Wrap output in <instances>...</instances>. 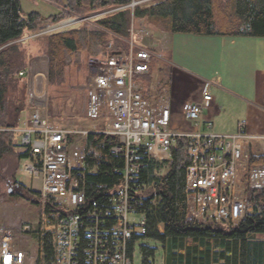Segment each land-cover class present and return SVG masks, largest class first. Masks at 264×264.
I'll list each match as a JSON object with an SVG mask.
<instances>
[{
    "label": "built area",
    "instance_id": "obj_1",
    "mask_svg": "<svg viewBox=\"0 0 264 264\" xmlns=\"http://www.w3.org/2000/svg\"><path fill=\"white\" fill-rule=\"evenodd\" d=\"M127 43V51L99 60L87 85L84 115L102 122L93 130L64 127L47 115L46 58H34L18 75L27 82L30 112L23 125L12 131L18 134L21 148L29 152L23 171L40 179V201L54 208L44 214L51 220L46 231L51 234L53 264H134L139 238L147 234L138 184L142 150L149 158L165 161L178 138L188 140L187 218L200 224H237L244 218L246 175L251 189L264 190V166L248 172L251 147L258 144L264 152V135L247 134L243 123L233 135L206 132L212 123H203L202 114L213 101L207 93L201 102H188L182 109L183 118L195 130H171L168 96L152 102L146 99L143 86L154 63L169 51L170 35L132 25ZM36 61H40L39 68ZM90 134L117 137L119 143L110 151L125 161L123 182L109 197L108 206L88 202L81 185L88 156L99 155L79 143ZM14 241L13 232L0 226V264L26 263V253L16 249Z\"/></svg>",
    "mask_w": 264,
    "mask_h": 264
},
{
    "label": "trees",
    "instance_id": "obj_2",
    "mask_svg": "<svg viewBox=\"0 0 264 264\" xmlns=\"http://www.w3.org/2000/svg\"><path fill=\"white\" fill-rule=\"evenodd\" d=\"M132 1L51 0L61 10L44 18L37 12L24 15L20 0H0V189L1 185L7 186L6 195L41 205L39 192L17 180L29 152L21 148L18 134L12 131L22 126L23 114L29 108L27 82L18 76L29 67L34 55L30 48L32 40L27 37L59 28L46 35L41 41L44 51L37 53L48 59L49 94L51 88L65 83L66 69L73 59L78 62L82 53L106 59L127 51L135 20L156 27L161 24L158 29L169 34L264 38V0H151L131 10ZM109 11L113 12L95 19L93 28L83 23L68 26L76 17L88 18ZM41 39L42 36L33 40L40 43ZM83 143L99 155L88 156L81 185L88 202L108 206L109 197L123 182L121 170L125 161L110 151L119 140L114 136L90 134ZM188 145V140L178 138L165 161L149 158L143 150L139 155L141 212L147 222V234L139 238L141 264H155L157 248L144 244L149 240L161 245L164 264H263L264 241L256 237L264 238V190L251 189L246 175V212L237 224L215 221L200 224L189 220ZM257 165L264 166V155L251 153L248 172ZM8 166L11 170L7 177ZM53 209L47 203L44 211L50 213ZM33 235L41 242L42 263L53 264L51 235H41L39 230ZM41 261L38 259L37 264Z\"/></svg>",
    "mask_w": 264,
    "mask_h": 264
},
{
    "label": "crops",
    "instance_id": "obj_3",
    "mask_svg": "<svg viewBox=\"0 0 264 264\" xmlns=\"http://www.w3.org/2000/svg\"><path fill=\"white\" fill-rule=\"evenodd\" d=\"M171 39L169 51L143 78L146 99L159 102L168 96L171 130H195L183 118L182 109L188 102H201L207 93L213 101L202 114L203 123H212L211 129H204L206 132L233 135L243 123L247 134L264 135V38L198 36L192 38L195 44L190 47V54L184 49L175 51V38ZM38 56L34 53L30 61ZM186 58L189 63L185 65L181 62ZM198 60L204 61V70H198ZM194 89L201 93L191 92ZM251 153L264 155L258 144L252 145ZM256 239L264 241L262 236Z\"/></svg>",
    "mask_w": 264,
    "mask_h": 264
},
{
    "label": "rangeland",
    "instance_id": "obj_4",
    "mask_svg": "<svg viewBox=\"0 0 264 264\" xmlns=\"http://www.w3.org/2000/svg\"><path fill=\"white\" fill-rule=\"evenodd\" d=\"M20 2L24 15H27L32 12H37L41 14L44 18H48L50 16L58 14L61 10L57 5L53 4L51 0H20ZM144 3H146V0H133L130 4V6L133 4L130 9L133 10L136 6ZM113 11L99 13L96 15L94 14L93 16L88 18L76 17L75 21L71 22L68 26L79 25L83 23L89 28H93V22L96 18L104 16ZM132 25L145 27L159 35L163 34V32L158 29L162 26L161 24L160 27H156L152 24L146 23L145 21L135 20ZM57 29L59 28H56L54 30ZM54 30H44L33 36L27 37L26 39L32 40L30 43L31 51L35 54L39 53L38 51H44L42 47L43 42L41 41L46 38V35H48L49 33L51 34V32H53ZM40 36L43 37V39L40 40V43L38 41L34 42L33 39L36 37L38 38ZM170 37L175 38V44L177 45V47H175V51H178L179 53L181 49H184L186 53L190 54L189 49L190 47H192V44H195V41H193L194 39L192 38H197L198 35L175 33L171 34ZM38 57H43L47 59V57L43 56L41 53ZM75 59H73L74 61L72 62V64L66 69L65 83L59 88H51L50 94L48 88L49 99L46 113L52 121L64 127L76 126L82 129L93 130L94 127L101 126L102 122L95 119H88L84 115L86 88L90 78L98 70V66L100 64L99 60H101V56L91 57L86 52H84L81 54V57L79 58L78 62H76ZM45 61H47L48 63V59ZM203 62V60H198L196 62V65H198L197 67H199L198 70H204L205 67ZM181 63L186 65V63H189V61H187L186 58L182 59ZM39 64L40 61H36L37 68L40 67ZM191 92H194L197 95L198 93H201V91L197 89H194ZM27 100L29 103L28 91ZM28 112H30L29 108ZM27 117L28 113L25 112L22 118V125ZM79 143L82 144L83 139H80ZM10 166H8L6 169L8 171L6 174L7 177L10 175ZM17 180L23 185H25L26 188L32 189L36 192H38L41 188L40 179H33L29 174L25 173L22 169V164L17 173ZM0 190L2 193H4V195L0 197V226H6L10 229V231L13 232L15 237V248L21 249L26 253L27 260L25 264H37L38 259H40L41 261L44 255L41 250V242L39 241V239L34 237L33 232L39 230L41 232V235H51L48 231H46V226H49V221L51 222V220L48 216L47 218L44 217V214L46 212L44 211L45 207L43 205V202H41L40 206L33 205L19 196H8L6 195V192L8 190L7 186L1 185ZM38 197L40 199V196ZM27 228L28 230H26ZM144 244L157 248L155 264H164V255L161 245L150 240L145 241ZM140 245L141 244L139 243L135 253L134 264H141L142 257L140 253ZM41 264H43L42 261Z\"/></svg>",
    "mask_w": 264,
    "mask_h": 264
}]
</instances>
